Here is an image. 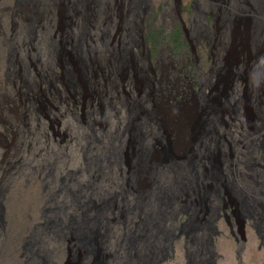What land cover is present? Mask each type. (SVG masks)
<instances>
[{"label": "bare ground", "instance_id": "obj_1", "mask_svg": "<svg viewBox=\"0 0 264 264\" xmlns=\"http://www.w3.org/2000/svg\"><path fill=\"white\" fill-rule=\"evenodd\" d=\"M48 1L52 5L65 3L17 0L18 7H35L39 16L26 42L17 11L6 16L7 9L0 7V122L5 126L6 112L16 110L10 107L16 106L18 69L23 67L19 75L26 89L34 90L38 84L33 80L32 68L24 61L30 48L35 52L39 75L42 71L56 75L55 59L62 54L66 82L75 79L73 90L82 86L92 95L86 104L85 126L74 125L61 145L64 151L69 146H79L84 171L81 175L70 172L60 194L52 195L46 223L36 227L26 240V264H57L55 257L62 244L76 251L79 264H162L174 256L175 239L180 236H184L185 246L191 244L187 264H216L215 241L222 234L218 229L220 220H224L237 245L239 261L247 243L246 228L250 226L256 230L261 239L259 248L264 251V0H176V30L188 47L184 68H193L194 72L193 81L187 74L183 76L185 86L203 91L200 108L205 111V116H198L200 119L192 124L197 137L190 149L181 150L185 152L183 156L177 154L181 152L178 143L176 149L171 146L174 142L165 129L168 119L160 116L154 82L155 68L159 66L152 67L148 35L145 37L135 21L145 0H129L131 8L120 35L124 47L117 51L115 64L109 62L106 67L99 63L105 60V52H110V41L101 37L99 25L90 22L91 15L99 13L93 0H73L84 20L78 17V23L75 21L78 39L76 44L68 43L70 51L51 37V20L43 18L50 10L46 7ZM103 4L109 5V0H103ZM4 16L9 23H4ZM231 32L234 37L238 33L246 35L240 48L248 51L252 46V51L243 54L238 62L237 43L231 45ZM230 46L232 52L228 55ZM204 48L208 49L206 55ZM69 62L74 63L73 71L66 69ZM249 63L254 69L250 74L252 87L243 77ZM132 71L144 76L148 88L145 98L136 99L131 92V98L123 99L119 89L110 87L115 77L123 79L121 85L124 81L132 85ZM109 75L112 76L108 78ZM213 79L216 86L209 96L204 88ZM244 110L246 120H241ZM71 112L67 114L69 120L76 119V113ZM60 113L66 116L64 107ZM36 125L42 135L45 124L38 120ZM24 126L27 129L21 133H30L29 139L37 140L39 136L32 132L35 123ZM13 127L6 130L16 136L19 129L16 132ZM16 137L15 141H19ZM42 137V146L36 148H43L40 155L53 147L46 134ZM164 141L170 147L159 155L158 146H164ZM28 152L33 153V149L25 148V161L30 159ZM5 188L7 192L6 185ZM66 195L68 204L61 202ZM4 199L5 195L0 194V236L7 226Z\"/></svg>", "mask_w": 264, "mask_h": 264}, {"label": "rangeland", "instance_id": "obj_2", "mask_svg": "<svg viewBox=\"0 0 264 264\" xmlns=\"http://www.w3.org/2000/svg\"><path fill=\"white\" fill-rule=\"evenodd\" d=\"M69 1L73 0H65V3L63 1V3L59 5H52L48 1L46 7L50 10L49 12L45 13L46 15L43 18H49L51 20L49 30L51 31V37H53V39L57 41L58 44L65 45L66 48L70 51L71 48L68 43L76 44L78 39L76 37L79 30V28H76L78 17L82 22L84 18L82 17V13L78 14L77 11L76 14L72 12L73 10H70L67 7L66 2ZM176 3V0H145L142 6L138 9L139 11L137 10V13L140 14L139 18H141L142 16L144 17V22L141 21L142 18L140 19V26L142 27L146 35L145 37H147L148 35V46L150 48V52L152 46L155 43L160 46V53L158 56L156 55L152 57V62L155 63V65L159 66L158 70L160 69L163 75L171 67L173 69H176L184 65V61L186 59V51L188 49V47H186V45L184 44V38L181 37V32L176 30L175 25L177 23V19L176 14L174 13ZM129 4V0H109V5L103 4L105 6L103 7L106 9L108 14H110L109 17L112 18L111 23L108 22L111 18L106 19L99 13H94L90 17V22L95 25H99L100 30L102 28H108L110 35L114 33L116 34L115 37L111 35L112 39L111 43H109L108 49V51L110 52H105V60L99 63L100 67L103 64L106 67L108 64H110L109 62H112V64L114 65L116 62L115 55H117V53L119 52L121 43L119 42L117 48H115V43L117 42L119 33L123 31L122 23L131 8ZM0 5L1 8L3 7V10L7 9V13L4 11V14L6 13V16H10L9 13L12 12V10L17 11L16 13L19 16V23L22 25L21 29L23 33V39L25 42L26 40L29 41L32 35V25L35 24L36 19H38L39 17L37 14V9L35 7L29 6L20 8L17 5V0H0ZM171 9L174 10L173 14H170L172 13ZM6 16H4L3 18L4 23H9V18H7ZM81 17L83 20L81 19ZM249 27L250 25H248L247 30ZM243 36L244 35L238 33V35L236 34V36L234 37L232 34L231 45L233 46V44L237 43L235 46V49L237 50V62L243 54L247 55L248 51H252V46L248 48V51L245 47H239L246 40V35L245 37ZM109 38L110 36L107 38L104 37V40L108 41ZM239 40L240 42H238ZM123 47L124 45H122V48ZM27 48H30L29 44L27 45ZM203 50L204 54L206 55L208 49L204 48ZM29 51L30 54H27L25 56L24 61L25 63H27V67H29L30 69L32 68L31 70L34 75L33 80H36L38 84L35 85L36 88L34 87V90L26 89L25 84L20 77L21 75H19L20 73H22L23 69V67L22 69L20 67V69H18L19 74L17 73L18 77L16 78V81H18V93H15L17 94L15 96V98L17 99L16 106L12 104L10 107L11 109L16 110H14V113H12L10 110L7 111L5 117H3V121H7V126L5 125L6 127L3 125V122H0V194L5 195L3 203H5L7 210V226L6 229L2 231L0 236L1 264H26V255L24 254L25 248L27 246L26 240L31 236L36 227H38L39 225H44L46 223L45 213L49 209L48 207L51 204L50 199L52 195L54 194V192L55 194L56 192L57 194H60V189L62 188V185L65 182V179L69 176L70 172H77L79 175H81V173L84 171L83 154L79 149V146H69V148L64 151L61 145L63 142L65 143L68 135L71 132V129H74V125L81 127L85 126V116L88 109L86 104L89 100V96L92 94L88 89H85L82 86L76 88V90H73L71 84L72 82H76L75 79H71L72 81L67 80L66 82L67 78L63 75V70L61 68V64H63L62 54L58 55V57H56L55 59L56 75L53 73V75L50 76L43 71L40 72L39 75V72H37L35 67V64L37 63L35 61V52L34 50H32V48H30ZM230 52H232L231 46L229 48L228 55L230 54ZM112 53L114 55H112ZM263 53L264 50L261 52V54ZM2 58L4 60V56ZM57 58H59L60 60ZM249 65L250 67H248V72L246 71L245 73H243V77H246V80H248V86L252 87L251 84H253V80L251 79L250 74H253L254 69H251V63H249ZM0 66H2L1 63ZM162 67L164 68V70H162ZM66 69H71V71H73L75 69L74 63L71 62L70 64L69 62V64L66 65ZM42 73H44L45 76ZM130 77H132V81L130 83L132 85L126 87L129 90H132L131 92L138 91L139 89L140 91H143V93H145V91H148V88H146V81L144 80V78H142L144 77L143 75L140 76L132 71V73L129 75V78ZM121 80L123 79L115 77L113 81L116 82L114 83L113 81H111L112 85L109 86L113 88L114 91H117L119 89L117 92L121 94L120 97L125 99L128 94L122 93L125 91V89L123 90L122 88L123 85H121ZM249 80H251L252 82ZM123 84H127L126 81H124ZM185 85L186 84L183 85L182 90L184 95L185 93H187V90L184 87ZM214 86H216V81H214L213 79L211 84L208 83V85L205 86L204 92L208 93V95L210 96L211 93L214 92ZM131 92L129 94H131ZM201 93L199 91L196 92L195 90L194 97L197 100H194V103L191 104L185 103L186 106L183 105L180 108V122H178L179 118L177 122H173L171 109H165L160 103H157L161 118L165 121L166 119H168V122L166 121L165 123V129L169 132V137L172 142H174V144L172 143L171 146L175 147L176 149L178 143L179 151H187L193 145V141L197 136L194 130L192 131V124L196 123L201 116H205V111H202V109L200 108ZM137 94L136 92H134L133 95L136 96ZM133 95L131 94V97ZM128 97L131 98L130 96ZM248 97L249 95L247 96V98ZM140 98L145 97L139 96L136 99ZM62 107H64V113H66L65 117H63L64 114L60 113ZM71 111L76 113V119L72 118V120H69L67 114ZM243 112L244 114L240 118L241 120H246V111L244 110ZM37 118L38 120L43 121V125L45 124V127L43 126L45 129L43 133L45 132L44 134L47 135L53 146L50 150H46L45 148L46 152H44L43 155H40L43 148H41L39 151H36V148L38 146H42L43 143H40V139H42V136L44 135L43 133L42 135H39L38 133L39 129L37 128L38 125H36V122H38ZM27 122L28 125H32L33 123H35V127L32 132L33 135L35 134L37 135V137L39 136L37 140H35V138L29 139V137L31 136L30 133V135L21 133V130L27 129L24 126V123ZM11 125L14 126L12 128L13 131L17 132L16 129H19V132L17 133L19 138L22 134V137L19 139V141H15L18 140V137H16L17 135L14 136L11 131L6 130V128L10 129ZM28 139L29 142H27V145L25 146L26 140ZM163 145L165 147L161 145L158 146L157 153L159 155H164L163 152L165 153V148L169 146L166 141H164ZM28 147L31 150L33 149V153H27V155L30 157L27 162L23 160L24 158L22 157V154L25 148L29 150ZM68 149L74 151H69ZM73 152L76 153L77 156L76 154L74 156ZM128 152L131 153V151ZM55 153H57L58 155L56 154V156ZM177 154L179 156H183L185 152L181 151ZM55 156L57 160H54ZM127 156H130V154H128ZM127 156L126 158H128ZM124 164L130 165L129 163ZM57 165L59 167H57ZM53 167L54 169L52 170ZM52 171L53 174L51 173ZM8 176L11 177L9 178L10 180L6 179ZM6 180L8 181V183H6ZM82 180L84 181L83 178ZM5 185L8 188L7 192L5 190ZM68 201V195L62 197L61 199V202L64 204H68ZM218 229L220 230V232H222V234L219 235L215 241V251L217 253L216 264H263L264 251L260 250L259 248L261 239L252 226L246 228L247 243L245 249L241 253V261L237 259V245L234 239L230 236L228 226L226 225L224 220H220L218 222ZM175 234H180V232H175ZM60 248L61 249H59V254L55 257V262L57 264H79L78 258L76 256V251L73 250V248H69V245L67 244H62ZM191 249V244L185 246L184 236L178 237L177 239H175L174 256H172L171 258H169V260L165 261L162 264H187V254ZM215 257L216 256L214 255V258Z\"/></svg>", "mask_w": 264, "mask_h": 264}, {"label": "trees", "instance_id": "obj_3", "mask_svg": "<svg viewBox=\"0 0 264 264\" xmlns=\"http://www.w3.org/2000/svg\"><path fill=\"white\" fill-rule=\"evenodd\" d=\"M94 2V6L97 7V11L106 19H110L111 17L110 14H108V12L106 11V9H104L103 7V0H93ZM67 7L70 10H73L72 12L77 14V5L75 2L73 1H69L67 2ZM103 8V9H102ZM140 14L136 12L135 15V21L137 23L140 24V19L139 16ZM108 29V28H107ZM107 29L106 28H102L100 30L101 35L105 38L113 35L114 37L116 36V34H111L109 33V29H108V33H107ZM122 30V29H121ZM122 32L119 33L118 38H117V42L115 43V48L118 47L119 42L121 43L120 49L122 48V45H124L123 41L121 40V36ZM111 39L112 37H110L109 41L111 43ZM149 40V38H148ZM160 53V46L158 44H154L151 48V55L153 56H158ZM153 60V59H152ZM151 60V64L152 67L155 68V63H153ZM186 72H190V73H186ZM187 74L190 77V80L193 81V76H194V72H193V68H184V65H182V67L180 68H176L173 69L172 67L169 68V70L167 72H165V74L163 75L162 72L160 71V69H156L155 68V72H154V82L156 84V90H155V94H156V98H157V103H160L162 105L163 108H169L171 109L172 112V120L173 122H177L178 118L180 116L179 110L180 108L186 104L185 103H194L195 99L194 97V89H190L189 85L184 86L185 89L187 90L188 93H185V95L183 94L182 90H183V84L187 83V81H185V79L183 78V76ZM112 75H109L108 78H110ZM184 79V81H183ZM126 84H123V90L125 89L124 92L122 93H126L129 94L132 90H129ZM121 92V91H120ZM138 93L136 96H142L144 97V93L143 91H140V89L138 91H133ZM131 95V94H130ZM135 96V97H136ZM185 96V97H184ZM136 97V98H137ZM158 105V104H157ZM180 120V118H179ZM179 122V121H178ZM183 220V217H181Z\"/></svg>", "mask_w": 264, "mask_h": 264}]
</instances>
